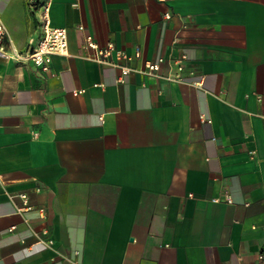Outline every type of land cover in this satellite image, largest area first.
<instances>
[{"label":"crops","instance_id":"1","mask_svg":"<svg viewBox=\"0 0 264 264\" xmlns=\"http://www.w3.org/2000/svg\"><path fill=\"white\" fill-rule=\"evenodd\" d=\"M39 3L68 54L47 74L0 58V264H260L264 0ZM31 4L0 0L9 47L39 41ZM89 34L140 48L133 71L95 60ZM182 56L183 82L141 73Z\"/></svg>","mask_w":264,"mask_h":264},{"label":"built area","instance_id":"2","mask_svg":"<svg viewBox=\"0 0 264 264\" xmlns=\"http://www.w3.org/2000/svg\"><path fill=\"white\" fill-rule=\"evenodd\" d=\"M41 6L42 14L40 17L41 36L39 41L33 45L28 46L25 50H18L9 47L11 40L8 29L2 18L0 17V58L4 60H14L18 63H25L31 61L34 66L42 73H49L52 59L55 55L68 54V31L66 28L53 27L49 16V8L47 5H40L39 0H32L31 7L37 8ZM171 15L167 14L166 19H170ZM80 29H83L81 26ZM85 48L92 51V57L98 62L121 70L123 75L131 73L133 70L121 64L123 60H131L133 57L139 58L141 56L140 48L135 49L133 56L126 55L122 51H116L112 44L101 47L92 35H87L85 40ZM185 56L175 61V73L167 76L161 74L162 65L165 62L164 58H159L156 61H150L145 64V68L141 73L158 78H165L172 82H183L184 78L182 72L184 71ZM191 85L200 87L201 82L191 81ZM81 91L76 92V94ZM25 205L27 206V195H21ZM213 202H219V199H213ZM227 202H231L228 200ZM260 264H264V252L259 255Z\"/></svg>","mask_w":264,"mask_h":264}]
</instances>
